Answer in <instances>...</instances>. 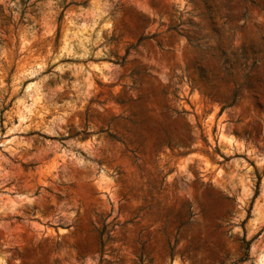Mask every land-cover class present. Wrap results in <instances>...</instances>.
I'll return each instance as SVG.
<instances>
[{
	"label": "rangeland",
	"instance_id": "obj_1",
	"mask_svg": "<svg viewBox=\"0 0 264 264\" xmlns=\"http://www.w3.org/2000/svg\"><path fill=\"white\" fill-rule=\"evenodd\" d=\"M0 264H264V0H0Z\"/></svg>",
	"mask_w": 264,
	"mask_h": 264
}]
</instances>
